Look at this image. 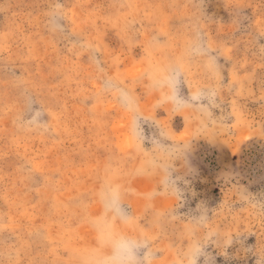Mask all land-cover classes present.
Masks as SVG:
<instances>
[{
    "label": "rangeland",
    "instance_id": "1",
    "mask_svg": "<svg viewBox=\"0 0 264 264\" xmlns=\"http://www.w3.org/2000/svg\"><path fill=\"white\" fill-rule=\"evenodd\" d=\"M120 247L264 264V0H0V264Z\"/></svg>",
    "mask_w": 264,
    "mask_h": 264
},
{
    "label": "clouds",
    "instance_id": "2",
    "mask_svg": "<svg viewBox=\"0 0 264 264\" xmlns=\"http://www.w3.org/2000/svg\"><path fill=\"white\" fill-rule=\"evenodd\" d=\"M97 230L103 233L106 239H113V232L108 224L98 221ZM91 264H129L127 250L123 247H120L114 258L107 260H93Z\"/></svg>",
    "mask_w": 264,
    "mask_h": 264
}]
</instances>
